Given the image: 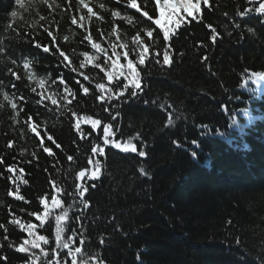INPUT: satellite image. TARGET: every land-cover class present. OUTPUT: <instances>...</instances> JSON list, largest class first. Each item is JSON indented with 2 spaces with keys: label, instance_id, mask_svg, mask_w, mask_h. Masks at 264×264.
Returning a JSON list of instances; mask_svg holds the SVG:
<instances>
[{
  "label": "trees",
  "instance_id": "obj_1",
  "mask_svg": "<svg viewBox=\"0 0 264 264\" xmlns=\"http://www.w3.org/2000/svg\"><path fill=\"white\" fill-rule=\"evenodd\" d=\"M87 2L97 16L85 20V31L79 18L87 16V9H80L78 0H24L23 8L15 0H0V224L6 228L0 231V257H7L0 264H26L30 254L16 249L28 233L12 220L39 225L33 213H43L42 198L51 206L53 183L63 190L55 193L63 206L72 205L65 235L75 229V246L98 255L103 264H228L229 257L240 255L239 251L244 254L243 264H264V14L237 15L264 0H200L195 18L181 10L185 23L170 32L168 40L157 29L159 37L145 64H136L143 92L130 97V88L120 98L116 94L123 87V77L108 82L94 65L79 68L81 53L94 51L84 37L91 34L105 48L109 42L131 48L133 37L137 32L143 35L146 27L142 13L127 7V0ZM137 3L154 18L159 16L154 0L147 6L143 0ZM113 10L132 17L133 23L113 17ZM73 16L76 25L71 23ZM113 28L119 40L115 34L109 36ZM213 29L218 33L215 42ZM44 46H58L70 66L61 64L51 51L45 53ZM166 49L170 65L162 64ZM129 58L135 60V53L130 52ZM25 59L36 80L28 79ZM98 62L104 65L103 55ZM120 63H126L123 57ZM79 71L90 79L84 80ZM61 76L76 92L67 109L60 96ZM39 78L46 80L44 89L39 88ZM77 80L89 87L88 94ZM97 83L112 87L111 101L96 99L101 94ZM41 92L57 99V105L42 100ZM5 93L9 100L4 99ZM11 103L17 104L16 110ZM117 111L119 116L113 121ZM89 117L99 119L101 125L92 129L84 122ZM77 122L82 131L75 128ZM105 124H111L116 133L110 139L122 146L131 140L136 155L123 153L122 148L114 152L112 144L104 145ZM33 125L36 132L31 130ZM199 125H208L211 133L201 135L204 130ZM244 140L250 149L239 144ZM100 144L104 155H94L92 147ZM141 150L146 156L138 155ZM96 160L101 164L99 179L88 180L86 174L82 180L79 172L94 171ZM141 167L146 175L141 174ZM21 168L27 184H14L10 177L20 174ZM81 183L88 187L87 208L79 203L76 185ZM17 184L23 200L15 194ZM69 194L76 196L75 202ZM60 211L53 209L44 226L36 229L49 239L43 246L50 253L55 247V214ZM65 255L66 250L62 260Z\"/></svg>",
  "mask_w": 264,
  "mask_h": 264
},
{
  "label": "snow or ice",
  "instance_id": "obj_2",
  "mask_svg": "<svg viewBox=\"0 0 264 264\" xmlns=\"http://www.w3.org/2000/svg\"><path fill=\"white\" fill-rule=\"evenodd\" d=\"M16 4L19 5L21 8L24 7V0H15ZM119 2V0H118ZM151 0H143V4L147 6ZM249 3H252L253 0H248ZM155 9L159 11V16L150 15L149 11L142 10L141 5L137 3V0H127V7L135 9L137 12L142 13L141 20L143 23H145L146 27L142 30L143 35H141L140 32H137V34L133 37L132 43L133 47L128 48L126 44L119 43L114 44L112 42H109L108 48H105L102 46V44L96 40H93V37L91 34H88L84 37V39L91 45V48L94 50L92 53L88 51H84L81 53L83 59L80 61L79 68L84 69L87 65H94L95 68L100 69L104 72L105 76L107 77L108 82H112L113 79L119 80L120 77L124 78L123 87L119 91V93L116 94L117 98H120L124 96L126 92L130 91V97H137L138 91L143 92V88L141 87L139 72L137 71L136 64L144 65L146 59L149 56V49L150 47L155 43L156 39L159 37V32L156 30L159 29L163 32V39L168 40L169 39V33L174 31L175 29H178L181 27L183 23H185V16L181 15V10H183V13L186 14L188 17H194V12L199 13L200 12V0H196L194 3L193 0H154ZM78 6L80 9H87V16L81 15L79 18V26L81 28H85V31H87V28L85 27V20H91L92 17L97 16V13L93 11V8L89 6V3L87 0H78ZM101 8L104 7L103 4L100 5ZM258 13V14H264V2H260L258 6L254 8H247L243 11H238L237 15L240 17H245L246 15L250 13ZM113 17H120L121 19H125L128 21V23H133L132 17L130 16H121V13L118 10L112 11ZM12 17H16L17 13L13 11L11 13ZM177 17H179L177 19ZM143 18H146V20H143ZM102 19V17H100ZM148 22H151L150 24ZM71 23L73 25H76L78 23L77 18L75 16L72 17ZM172 25V27H170ZM11 28V25L8 26ZM211 27V26H209ZM236 27L239 28L240 24H236ZM247 31L249 33L253 32L252 28H248ZM155 33V35H154ZM116 35L117 40H119V33L116 28H113L112 32L109 33V36ZM49 35L51 36L52 33L49 32ZM101 36H103V33H101ZM218 33H215V30L213 29V35L211 37L212 41L215 42L217 39ZM56 37H52V41L55 42ZM151 42V43H149ZM40 45L37 44V47ZM109 48H111V55H109ZM117 48L122 49V51H117ZM43 51L45 53L52 52L53 55H58L60 59V63L63 64L65 67H69L71 64V61L69 60L68 56L59 49L58 46H56L54 49H50L47 46L43 47ZM135 53V60L129 58V54ZM101 55H103L104 58V65L102 66L101 63L98 61L101 58ZM155 55L158 57L159 53H155ZM123 57L126 61L125 64L120 63V58ZM205 60H207V57H204ZM160 61L157 60V63ZM13 65L16 64V60L13 59L11 61ZM172 63V60L170 59V52L166 49L163 53V65H170ZM23 68L27 71L28 79L36 80L37 77L35 76V73L31 70V64L30 61L27 59L24 60ZM73 71H77V69H73ZM9 72L12 73L13 76L16 77L17 80L20 79V76L16 75L15 72L12 71V69H9ZM79 75L84 78V80H89L90 78L85 75L83 71H79ZM260 74L253 73L254 77L259 76ZM55 83V81H53ZM60 83L64 84L63 93L60 94L61 101H66L67 103L64 104V108H68V106L72 103V100L76 97V92L73 91L65 82L63 77H60ZM77 84L80 85V89L84 94L89 93V87H86L83 83H81L79 80L76 81ZM2 84V82H0ZM46 84V80L44 78L38 79V85L40 89H44ZM97 89L100 90V95L96 97L97 100L103 102L105 99L108 101H111L113 99V89L112 87L107 86L105 83H97L95 85ZM32 92H36L37 89L33 87ZM42 100H51L52 105H57L58 101L57 99L47 96L44 94V92L40 93ZM71 97V99H69ZM4 99L9 100V96L5 93ZM21 100H23V97H20ZM147 103V101H146ZM113 108L116 106L113 105ZM164 105H161V108H163ZM171 107V105H169ZM11 108L13 110L17 109L16 103H11ZM224 111L227 110V106H223ZM70 110V109H69ZM105 111H108L109 109L105 108ZM174 111V110H173ZM72 115L75 116L76 113L72 112ZM117 116H119V112L117 111L115 115L111 117V119L114 121L116 120ZM30 119V118H29ZM85 123H90L92 126V129H96L98 126L101 125V121L99 119H92L91 117L84 120ZM233 124H236L235 118L232 120ZM168 124H173L172 119V113H169V119ZM112 125L111 124H105L103 126V144L108 145L112 144L115 148L121 149L124 151L130 150L132 152H136L137 149L134 145L131 144V140L127 142L126 145L122 146L119 141L110 139V137L115 136V132L112 131ZM198 127L202 128L204 131L201 133V135L209 134L211 133V128L208 125H199ZM75 128L78 131H82L80 129V123L77 122L75 125ZM33 132L37 131V127L35 125L32 126L31 129ZM220 135H223V133H219ZM47 139L49 141H53L51 136H48ZM173 143H176L177 147H183V145L177 143L174 141ZM193 145H196L197 147L198 142L196 140L191 141ZM59 147V145H56ZM45 152H48L49 154H52V150L50 148L45 147ZM92 153L94 155H104V147L101 145H96L92 147L91 149ZM192 156L196 157V152L193 151ZM139 156L144 157L146 156V152L141 150L138 153ZM69 160H72L73 158L71 156L68 157ZM3 161L0 160V163ZM91 162V161H90ZM95 163V170H89L85 169L79 172V177L83 180L87 174L88 180H98L100 176V168L101 164L99 160L94 161ZM10 171H14V169H9ZM20 174L15 175L14 177H10V179L13 180V183L16 184L17 181H22L24 184H27V180L23 179V168L20 170ZM141 174L146 175L145 169L143 167L140 168ZM92 188H95V183L91 184ZM53 188L55 189V193H60L63 190L60 189L55 183H53ZM76 188L78 189V196L80 198L79 203L84 207H89L88 202L84 199L85 193L88 191V187L84 186L83 184L76 185ZM19 185L16 186V195L18 199L23 200L24 197L19 195ZM52 195L51 198V206H49V203L46 198L41 199V203L44 205V211L43 213H33V215L36 216V218L40 221L39 225H36L34 223L28 222L23 223L18 218H13L12 223L18 224L21 229L26 231L28 233V237L23 240V242L17 247V251L21 253H28L29 258L26 261V264H68V258H70V264H103V261L98 257V255H88L86 254L81 247L75 246L74 237L77 236V231L75 229L72 230V234L69 236H66V229H67V222L70 220L69 217V209L72 207V205H69L68 207L63 206V201L58 198V195L56 194ZM73 195V201L75 202L76 196ZM53 209H61L59 214H55V235H54V243L55 247L51 249V253L49 250L44 247L43 245H48L50 243L49 239L45 237L44 235L37 234V227H43L45 220L48 219L50 215L53 214ZM76 220H81L82 217L76 216ZM0 227H3L0 225ZM82 232V229H81ZM80 243L83 244L84 240L81 239ZM101 244H103V239L100 241ZM38 249L39 252L37 253L36 250ZM66 250V255L61 259V253ZM51 255L52 259H48V257ZM0 259L6 260L7 257H0Z\"/></svg>",
  "mask_w": 264,
  "mask_h": 264
},
{
  "label": "bare ground",
  "instance_id": "obj_3",
  "mask_svg": "<svg viewBox=\"0 0 264 264\" xmlns=\"http://www.w3.org/2000/svg\"><path fill=\"white\" fill-rule=\"evenodd\" d=\"M95 134H97V133H95ZM97 135H99V133L97 134ZM203 137H205V136H203ZM203 137H202V139L201 140H203ZM204 139H206V138H204ZM228 143V142H227ZM239 144L240 145H242V146H244V147H246V149H250V144H249V142L247 141V140H244V141H240L239 142ZM101 145V144H100ZM102 146V145H101ZM111 147V149L114 151V152H119V150L117 149V148H115L113 145H111L110 146ZM137 149V148H136ZM121 151L123 152V153H132V154H130V155H136L135 153L137 152H132L130 149L128 150V151H124V150H122L121 149ZM205 160V159H204ZM203 160V161H204ZM202 165H205V164H202ZM78 181V180H77ZM80 181V180H79ZM82 184V183H81ZM84 186H85V184H83ZM0 225H2L3 227H0V231L1 232H4L5 230H6V228H5V225H3V224H0ZM239 254L240 255H235V256H230L229 257V259H228V264H234L235 262H237V264H243L242 263V258H243V256H244V254H243V252H241V251H239Z\"/></svg>",
  "mask_w": 264,
  "mask_h": 264
}]
</instances>
